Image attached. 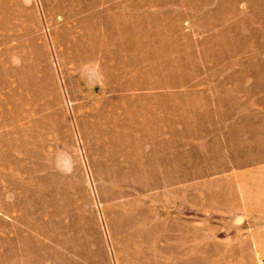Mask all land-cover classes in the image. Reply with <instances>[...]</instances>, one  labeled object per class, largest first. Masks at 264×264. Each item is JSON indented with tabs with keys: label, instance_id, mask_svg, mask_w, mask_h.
I'll use <instances>...</instances> for the list:
<instances>
[{
	"label": "rangeland",
	"instance_id": "rangeland-1",
	"mask_svg": "<svg viewBox=\"0 0 264 264\" xmlns=\"http://www.w3.org/2000/svg\"><path fill=\"white\" fill-rule=\"evenodd\" d=\"M0 264H264V0H0Z\"/></svg>",
	"mask_w": 264,
	"mask_h": 264
}]
</instances>
